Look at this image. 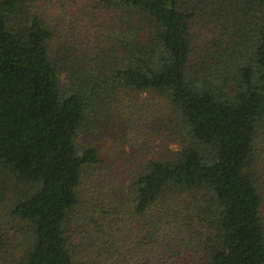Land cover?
Wrapping results in <instances>:
<instances>
[{
  "label": "trees",
  "instance_id": "1",
  "mask_svg": "<svg viewBox=\"0 0 264 264\" xmlns=\"http://www.w3.org/2000/svg\"><path fill=\"white\" fill-rule=\"evenodd\" d=\"M140 93L178 147L121 179ZM0 264H264V0H0Z\"/></svg>",
  "mask_w": 264,
  "mask_h": 264
},
{
  "label": "rangeland",
  "instance_id": "2",
  "mask_svg": "<svg viewBox=\"0 0 264 264\" xmlns=\"http://www.w3.org/2000/svg\"><path fill=\"white\" fill-rule=\"evenodd\" d=\"M163 101L162 98L149 93L135 94L133 99L123 101L128 105L126 114L134 111L144 114V128L140 130H134L132 127L127 128L124 125L116 127L114 124H107L105 121L99 125L100 130L98 132H91L93 135L90 140L96 142L101 148L102 160L108 164L112 163L110 171L114 175H118L122 179L124 173L128 177L135 172L137 162L156 156L165 148L175 149L178 147L177 144L163 138V135L158 132L161 119L159 110L162 108L161 102ZM115 110L119 111L120 109ZM121 110L125 111L124 109ZM130 160L134 161L132 165H129ZM10 196L12 198V194ZM3 215L6 220H10L5 209Z\"/></svg>",
  "mask_w": 264,
  "mask_h": 264
}]
</instances>
